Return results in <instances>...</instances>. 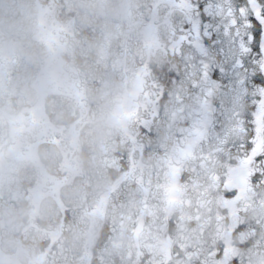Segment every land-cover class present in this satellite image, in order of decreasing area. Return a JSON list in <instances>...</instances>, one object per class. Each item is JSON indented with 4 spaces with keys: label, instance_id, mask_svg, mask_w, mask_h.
<instances>
[{
    "label": "clouds",
    "instance_id": "clouds-1",
    "mask_svg": "<svg viewBox=\"0 0 264 264\" xmlns=\"http://www.w3.org/2000/svg\"><path fill=\"white\" fill-rule=\"evenodd\" d=\"M205 3L0 0V264H264V0Z\"/></svg>",
    "mask_w": 264,
    "mask_h": 264
},
{
    "label": "flooded vegetation",
    "instance_id": "flooded-vegetation-1",
    "mask_svg": "<svg viewBox=\"0 0 264 264\" xmlns=\"http://www.w3.org/2000/svg\"><path fill=\"white\" fill-rule=\"evenodd\" d=\"M211 3H213V0H206V3L204 4V8H208L209 4ZM258 24H259V30L252 33L257 37V39L255 41L249 40L248 46L252 51L264 54V26H261L260 21H258ZM204 26L209 27L210 25H208L207 21H204ZM196 27L199 28L200 24L197 23Z\"/></svg>",
    "mask_w": 264,
    "mask_h": 264
},
{
    "label": "snow or ice",
    "instance_id": "snow-or-ice-1",
    "mask_svg": "<svg viewBox=\"0 0 264 264\" xmlns=\"http://www.w3.org/2000/svg\"><path fill=\"white\" fill-rule=\"evenodd\" d=\"M226 2V0H225ZM215 7L222 9L223 8V2L220 3H216ZM241 11H243V9H241ZM229 14H231V12L229 11ZM257 19L260 21L261 26H264V15H261L259 12L257 13ZM237 23V21L235 19H233L231 21V24L235 25ZM248 26H251V21H248ZM227 30V29H226ZM237 35H239V33H237ZM257 39V37L254 34H246L245 37L243 39L239 40L240 43V47L244 50V51H250V47L248 46V42L249 40L255 41Z\"/></svg>",
    "mask_w": 264,
    "mask_h": 264
}]
</instances>
